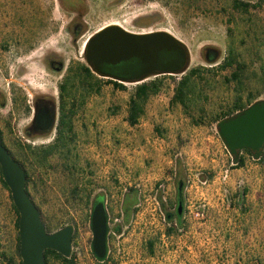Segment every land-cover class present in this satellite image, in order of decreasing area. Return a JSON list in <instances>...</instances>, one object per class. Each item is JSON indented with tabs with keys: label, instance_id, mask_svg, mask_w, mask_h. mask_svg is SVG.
Segmentation results:
<instances>
[{
	"label": "rangeland",
	"instance_id": "374dc122",
	"mask_svg": "<svg viewBox=\"0 0 264 264\" xmlns=\"http://www.w3.org/2000/svg\"><path fill=\"white\" fill-rule=\"evenodd\" d=\"M53 1L0 0V130L12 156L30 175L29 192L48 232L68 225L87 227L85 244L79 245L78 237L73 242L74 264H104L92 252V231L88 229L92 201L108 199L113 209H120L126 188L141 184L150 190L173 168L181 167L184 180L195 182L185 200L184 229L168 236L158 216L139 217L135 213L124 224L120 237H109L107 264H264V157L261 161L247 157L245 166L238 168L215 123L222 113L239 111L234 108L239 98L246 107L250 100L255 103L264 99V0H253L262 2V6L248 13L235 10L234 0H88L85 25L89 31L82 39L84 43L114 23L135 33L168 31L189 47V70L203 67L213 71L204 73L205 80L198 81L188 111L170 102L179 80L189 70L160 76L165 86L146 105L158 130L152 133L151 144L146 139L141 141L139 128L126 121L130 99L138 86L126 83V90L118 91L112 84H103V93L94 94L88 100V111L76 119L77 138L71 153H57L45 165H39L28 146L50 145L53 139L25 136L23 130L29 119L22 113V95L11 89L12 85L22 89L19 83H28L35 95L60 80L38 65L41 52L22 58V63L15 62L29 65L23 79L22 74L17 75V68H11L15 47L9 52L6 45L15 44L25 34L18 18L27 16L26 11H34L36 6L47 12ZM70 13L55 6L52 16L65 21L61 34H66ZM229 46L246 65L239 71V80L232 79L236 66L219 71L207 61L209 49L224 57ZM205 180L208 183L202 185L200 181ZM76 187L80 196L74 194ZM90 192L92 200L88 203ZM171 193L174 200L176 182L171 185ZM201 205H206L204 219L190 213ZM149 241L155 243L152 252ZM0 247L17 257L16 214L10 193L1 182ZM50 264L66 263L50 257Z\"/></svg>",
	"mask_w": 264,
	"mask_h": 264
},
{
	"label": "water",
	"instance_id": "95a60500",
	"mask_svg": "<svg viewBox=\"0 0 264 264\" xmlns=\"http://www.w3.org/2000/svg\"><path fill=\"white\" fill-rule=\"evenodd\" d=\"M86 60L93 72L125 83H144L165 75L185 74L191 65L190 49L168 31L135 33L117 25L99 30L88 42ZM135 62L139 74L133 79H120L102 71L104 66ZM217 133L232 158L244 151L254 159L264 153V99L217 123ZM2 176L11 190L19 213L20 256L23 264H46L45 252L53 250L70 258L75 228L68 225L50 233L39 207L27 191V173L0 139ZM183 183L179 185V191ZM183 204H179V213ZM92 252L99 260L108 254V215L104 201H97L91 213Z\"/></svg>",
	"mask_w": 264,
	"mask_h": 264
},
{
	"label": "flooded vegetation",
	"instance_id": "af4514ba",
	"mask_svg": "<svg viewBox=\"0 0 264 264\" xmlns=\"http://www.w3.org/2000/svg\"><path fill=\"white\" fill-rule=\"evenodd\" d=\"M59 5L72 14L66 19V34H61V24L65 21L56 20L52 15L55 6ZM29 4H27L28 6ZM88 0H54L52 7L47 12L42 11L37 6L32 8L27 16L18 18L24 26V35L16 40L13 45H6L11 52L15 47L16 53L11 58V68H17V75L22 74L23 79L29 65H16L22 63V58L29 59L31 55H39L38 65L53 79L60 80L52 87L35 93L30 91L28 83H19L22 89L12 85L11 91L22 95V113L28 117L29 122L23 130L25 136L52 138L53 143L61 136H77L76 119L88 111V100L94 94L103 93V84L111 85L113 82L120 84L114 90H121L125 82L113 78L102 77L93 72L86 60V47L90 39L84 43L82 39L89 28L86 19ZM76 13V14H73ZM102 71L120 79H133L139 74V69L135 62L122 63L117 66H104ZM106 80V81H101ZM14 81L12 80L11 83ZM18 96V97H19ZM30 97L31 100H27ZM14 98V97H13ZM17 101V97L14 98ZM73 122L70 131L68 122ZM51 143V144H53Z\"/></svg>",
	"mask_w": 264,
	"mask_h": 264
},
{
	"label": "trees",
	"instance_id": "16d2710c",
	"mask_svg": "<svg viewBox=\"0 0 264 264\" xmlns=\"http://www.w3.org/2000/svg\"><path fill=\"white\" fill-rule=\"evenodd\" d=\"M262 6L261 3H253V0H234L233 3V8L235 10L248 13L250 9L252 8H259ZM229 35H233V30L230 28L228 30ZM207 54V61L212 64L216 65L217 70L223 71L228 68H232L236 66L237 71L233 73L232 79L234 80H239L240 79V73L239 71H242L245 69V64L239 62V56L236 52V50L232 47L229 46V49L227 53L225 54L224 57L221 56V53L217 50H212L209 49ZM213 68H203V67H198V68H192L183 75V77L179 80L175 92L173 95V98L171 99V106L174 105H181L183 108H185L186 111L189 109V103L191 102L192 95L196 93L197 88L199 86L198 81H203L205 80L204 73H209L212 72ZM167 76V75H165ZM230 80V79H228ZM112 84L115 85V88L118 89L120 84L117 82L110 81ZM261 83L264 85V67L262 71V76H261ZM165 84L163 81V78L157 77L154 80H151L149 82H144L140 85L135 90L134 95L130 99V106H129V112L126 121L128 124L132 127L136 126L142 117L145 115V108L146 105L150 99L151 96L158 95L162 89L164 88ZM121 90H126L125 86L120 87ZM201 90H199L200 93ZM254 101L250 100V105L253 104ZM234 108L236 110L242 111L243 109L247 108L244 106V104L241 102V98L237 100V103L234 105ZM236 112L233 113H222V115L218 116L215 120V123H218L220 120L224 119L225 117H229L231 115H234ZM67 126L69 127L70 131L73 127V122H68ZM77 136H61L56 139V141L53 144L50 145H44V146H38V147H32L31 145L28 146L33 159L35 160L36 163L39 165H45L49 159L57 154V153H63L65 156L69 155L71 153V150L73 149V144L76 142ZM0 139L4 143L3 140V132L0 130ZM6 146V145H5ZM7 147V146H6ZM247 157L254 159L252 154L248 151H244L242 155L235 157L232 159L233 163L238 166V168L244 167L246 164V159ZM264 157L263 155L258 158L259 161L262 160ZM22 167L24 168V165L21 163ZM181 167L177 168V179H176V184H177V195L174 200H171L168 204H163V210L166 215V219L170 226L167 228V235L171 236L178 232L179 230L184 229L186 225L185 221V196H184V188H185V180L183 177ZM27 173V191L29 192V182H30V175L28 172ZM0 182L2 186L10 193V200H11V207L13 211L16 214V227L18 229V251H17V257L16 256H11L9 255L6 251L2 250L0 247V264H23L21 256H20V238H19V213L14 205L13 199H12V193L8 185L6 184L3 176H2V171H1V166H0ZM180 183H183V188L181 191H179V185ZM244 191V195H245ZM30 194V192H29ZM74 194L76 196H80V190L78 187L74 190ZM31 195V194H30ZM136 191L134 189H131L129 193L125 197L124 200V213H125V223H129L131 218L133 217L134 213V206L136 204ZM92 200V192H90L87 196V201L90 203ZM34 201V200H33ZM99 201V200H98ZM180 202L183 204V210L182 213H179V204ZM97 203V200L92 201V206ZM116 232L121 233L122 227L118 226L116 227ZM78 236L77 229H75V234L73 237V242L76 240ZM149 248L151 252L154 249L155 243L154 241H149ZM95 257V255L93 254ZM50 257H54L58 260H61L65 262L66 264H74V259L72 256L70 258H66L63 255L53 251V250H47L45 252V259H46V264H50ZM95 259L101 263L107 264L109 258H106L105 260H99L95 257Z\"/></svg>",
	"mask_w": 264,
	"mask_h": 264
},
{
	"label": "built area",
	"instance_id": "2783aa9c",
	"mask_svg": "<svg viewBox=\"0 0 264 264\" xmlns=\"http://www.w3.org/2000/svg\"><path fill=\"white\" fill-rule=\"evenodd\" d=\"M135 86H138L139 83H133ZM238 112V111H237ZM177 179V169L173 168V172L169 175H167L162 181H160L154 188L147 190V185L138 184L135 186L136 191V204L134 206V213L139 217H153L158 216L159 219L162 221L163 225L165 227H169L170 224L168 223L166 219L165 212L163 210V204H168L172 200V193H171V185H173L176 182ZM202 185H206L208 183L207 180L200 181ZM195 188V182L191 179H188L185 181V188H184V196L185 199L190 196L192 190ZM197 188V187H196ZM130 189H125L124 195H123V201H122V207L120 209H113L112 205H110L109 200L106 199L104 201L105 208L108 215V226H109V233H108V254L107 258H109L110 255V247H109V237L111 236H117L120 237L121 233L116 232V227L121 226L122 230L125 223V213H124V200L125 196L129 193ZM149 192V193H148ZM186 211V209H185ZM193 213L195 217L204 219L206 216V205H201L199 207H196L194 211L190 210V213ZM184 217L186 218V212L184 214ZM77 229L78 232V243L82 246V244H85L87 240V233L84 232V230H87V227H84L80 224L77 225V227H74ZM88 229L91 230V222L88 225ZM92 231V230H91ZM122 232V231H121ZM91 238L93 241V233L91 234ZM73 249V247H72Z\"/></svg>",
	"mask_w": 264,
	"mask_h": 264
},
{
	"label": "crops",
	"instance_id": "0c3cea01",
	"mask_svg": "<svg viewBox=\"0 0 264 264\" xmlns=\"http://www.w3.org/2000/svg\"><path fill=\"white\" fill-rule=\"evenodd\" d=\"M153 121H154V117L150 116L145 108V115L142 117L140 122L136 126H134L135 128H139V138L141 139V141L146 139L148 144H151L152 133L154 131H158L157 127L154 128V125L152 123ZM147 147L150 148L149 145ZM125 197H129V196H125Z\"/></svg>",
	"mask_w": 264,
	"mask_h": 264
},
{
	"label": "bare ground",
	"instance_id": "6f19581e",
	"mask_svg": "<svg viewBox=\"0 0 264 264\" xmlns=\"http://www.w3.org/2000/svg\"><path fill=\"white\" fill-rule=\"evenodd\" d=\"M111 25H117V26H120L122 27L120 24H117V23H114V24H111ZM123 28V27H122ZM125 29V28H124ZM127 30V29H126ZM129 31V30H128Z\"/></svg>",
	"mask_w": 264,
	"mask_h": 264
}]
</instances>
